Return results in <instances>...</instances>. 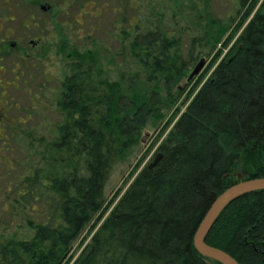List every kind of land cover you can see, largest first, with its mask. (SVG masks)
Masks as SVG:
<instances>
[{"label":"trees","instance_id":"16d2710c","mask_svg":"<svg viewBox=\"0 0 264 264\" xmlns=\"http://www.w3.org/2000/svg\"><path fill=\"white\" fill-rule=\"evenodd\" d=\"M110 1L118 85L98 81L92 61L67 62L59 118L35 160L10 154L13 121L0 128V163L14 168L0 191V264H221L200 254L193 236L217 195L264 177V0H238L229 21L211 13L209 0H189L191 9L176 0ZM231 40L207 80L181 86L199 56L217 49L210 67ZM195 88L174 121L176 102ZM170 110L162 160L107 201L114 166ZM204 242L238 264H264V190L228 204Z\"/></svg>","mask_w":264,"mask_h":264},{"label":"rangeland","instance_id":"374dc122","mask_svg":"<svg viewBox=\"0 0 264 264\" xmlns=\"http://www.w3.org/2000/svg\"><path fill=\"white\" fill-rule=\"evenodd\" d=\"M237 1L209 0V10L218 19L226 21L237 7ZM176 2L178 7L183 2H186V8L191 9L192 7L189 0H176ZM53 4H58L55 8L56 14L53 11L51 16L47 13L43 15L48 27V33H45L46 38L44 39V42L48 43V48L41 54H39L40 49L37 48L35 77L28 78L24 75L17 81L16 88L13 81L7 83V80H11L10 75L4 74V79L0 77V100L4 99L3 102H5L2 107L0 106V112L4 115V121H13L14 128H11L13 136L12 140L9 141L10 154L17 159L30 158L35 160L37 144H40L41 138L45 140L52 133L54 124L59 118L55 102L58 98L60 82L65 73L67 62L77 57L92 61L95 65V77L98 81L106 83L109 89H114L118 85L117 70L122 66L119 60L112 58L111 55L116 44L110 32L115 31L114 23L118 19L117 12L112 9V2L110 0H64L63 2H53ZM152 5L161 7L162 3L153 1ZM238 20L239 17L235 19L232 27ZM233 41L231 40L229 45L222 50L218 60L210 67V62L217 49L208 56H199L191 70L201 58L205 62L198 74L189 79L192 80V86L199 78L201 81L198 86L207 80L216 64L225 57ZM222 44H218V49L222 47ZM189 80L186 78L181 86L183 87L184 83ZM6 88L8 90L5 96ZM195 91L196 88L188 97L186 91L187 93L184 92L178 99L176 110L179 112L173 118L174 121L185 109ZM172 113L170 110L165 120L156 128L149 126L143 129L140 134V141L132 146L114 166L105 185L104 193L107 201L111 200L118 191H120V195L141 167L147 165L157 151H161L158 150V146L172 123L162 133L161 131L166 121L171 118ZM7 129L10 127L5 128L2 135H5ZM1 155L4 157L7 154L2 150ZM5 159L8 163H0V191L5 181V174L14 169L10 166V160ZM86 231L84 230L78 240L75 241V255L79 253L86 242L84 241L80 246Z\"/></svg>","mask_w":264,"mask_h":264},{"label":"flooded vegetation","instance_id":"af4514ba","mask_svg":"<svg viewBox=\"0 0 264 264\" xmlns=\"http://www.w3.org/2000/svg\"><path fill=\"white\" fill-rule=\"evenodd\" d=\"M56 1L64 0H0V77L10 75L7 83L13 81L15 88L24 75L35 77L37 48L39 54L48 48L44 42L48 27L43 15L51 16L53 11L56 14ZM43 5H48V9L43 10ZM1 101L4 99L0 100L2 107L5 102ZM3 123L4 115L0 112V127Z\"/></svg>","mask_w":264,"mask_h":264},{"label":"water","instance_id":"95a60500","mask_svg":"<svg viewBox=\"0 0 264 264\" xmlns=\"http://www.w3.org/2000/svg\"><path fill=\"white\" fill-rule=\"evenodd\" d=\"M42 8L43 10H47L48 5H43ZM204 62V59L201 58L195 64L187 77L188 80L198 74L204 65ZM162 158L163 153L161 151H157L154 157L147 164V168L152 169L162 160ZM259 190H264V177L238 181L237 183L222 191L213 199L198 227L196 228L193 236L194 247L200 254L212 258L221 264H238V262L228 253L206 244L204 239L218 215L228 204L243 195Z\"/></svg>","mask_w":264,"mask_h":264}]
</instances>
